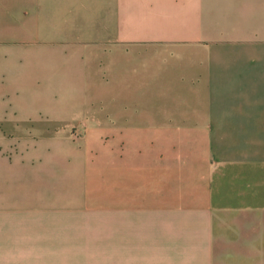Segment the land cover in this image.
Wrapping results in <instances>:
<instances>
[{
	"label": "crops",
	"instance_id": "crops-1",
	"mask_svg": "<svg viewBox=\"0 0 264 264\" xmlns=\"http://www.w3.org/2000/svg\"><path fill=\"white\" fill-rule=\"evenodd\" d=\"M0 264H264V0H0Z\"/></svg>",
	"mask_w": 264,
	"mask_h": 264
},
{
	"label": "rangeland",
	"instance_id": "rangeland-1",
	"mask_svg": "<svg viewBox=\"0 0 264 264\" xmlns=\"http://www.w3.org/2000/svg\"><path fill=\"white\" fill-rule=\"evenodd\" d=\"M107 92H110V93H113V91H107ZM138 93L140 91H137ZM153 94L152 98L154 99V104H160L162 103V100H161V97L159 94H161L162 91H151Z\"/></svg>",
	"mask_w": 264,
	"mask_h": 264
}]
</instances>
